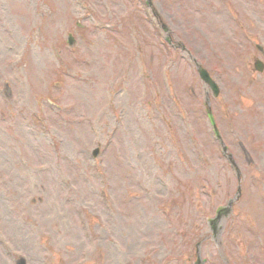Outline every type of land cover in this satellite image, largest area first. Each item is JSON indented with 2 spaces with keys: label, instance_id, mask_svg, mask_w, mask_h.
Segmentation results:
<instances>
[{
  "label": "rangeland",
  "instance_id": "374dc122",
  "mask_svg": "<svg viewBox=\"0 0 264 264\" xmlns=\"http://www.w3.org/2000/svg\"><path fill=\"white\" fill-rule=\"evenodd\" d=\"M154 1L174 39L221 80L213 108L239 166L241 201L211 237L205 218L238 182L196 106L203 86L190 54L164 52L155 20L123 17L127 0H0V264H158L172 253L181 255L172 264H225L227 254L264 264V249L247 261L238 250L264 243V71L235 30L246 24L264 45V0ZM84 4L113 31L92 27ZM68 33L74 53L60 47ZM63 61L71 78L57 76Z\"/></svg>",
  "mask_w": 264,
  "mask_h": 264
}]
</instances>
